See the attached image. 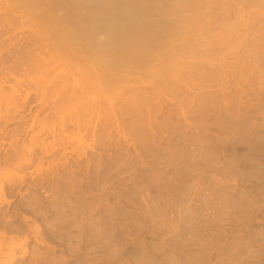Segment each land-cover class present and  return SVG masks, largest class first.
Wrapping results in <instances>:
<instances>
[{
  "label": "rangeland",
  "instance_id": "1",
  "mask_svg": "<svg viewBox=\"0 0 264 264\" xmlns=\"http://www.w3.org/2000/svg\"><path fill=\"white\" fill-rule=\"evenodd\" d=\"M238 1L163 0L133 54L77 0H0V264H264V0Z\"/></svg>",
  "mask_w": 264,
  "mask_h": 264
},
{
  "label": "bare ground",
  "instance_id": "2",
  "mask_svg": "<svg viewBox=\"0 0 264 264\" xmlns=\"http://www.w3.org/2000/svg\"><path fill=\"white\" fill-rule=\"evenodd\" d=\"M162 1L163 0H77L78 7L81 10L96 9V11L90 13L86 19V23L91 32L102 34L104 38L103 43L109 49H125L133 54H138L135 49H142L149 43V39L157 35L160 29L162 30L163 22H168L165 18L169 12L165 11L164 8L160 6ZM240 1L242 2V0ZM251 1L252 0L249 2L248 0L250 4L253 3ZM257 2L262 3V0H257L256 5L258 4ZM249 3L248 5H250ZM193 4H195L194 0H190L188 7ZM235 6L240 7L241 4L237 3ZM239 13L240 14L237 15L241 17L242 12Z\"/></svg>",
  "mask_w": 264,
  "mask_h": 264
}]
</instances>
